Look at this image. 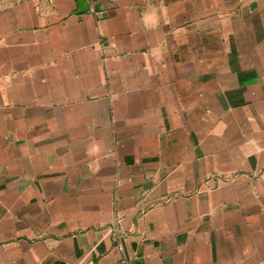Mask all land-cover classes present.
I'll use <instances>...</instances> for the list:
<instances>
[{
  "label": "crops",
  "instance_id": "0c3cea01",
  "mask_svg": "<svg viewBox=\"0 0 264 264\" xmlns=\"http://www.w3.org/2000/svg\"><path fill=\"white\" fill-rule=\"evenodd\" d=\"M0 0V264H264V0Z\"/></svg>",
  "mask_w": 264,
  "mask_h": 264
},
{
  "label": "water",
  "instance_id": "95a60500",
  "mask_svg": "<svg viewBox=\"0 0 264 264\" xmlns=\"http://www.w3.org/2000/svg\"><path fill=\"white\" fill-rule=\"evenodd\" d=\"M78 4H79L80 13H84V12L88 11L89 7L86 3V0H78Z\"/></svg>",
  "mask_w": 264,
  "mask_h": 264
},
{
  "label": "built area",
  "instance_id": "2783aa9c",
  "mask_svg": "<svg viewBox=\"0 0 264 264\" xmlns=\"http://www.w3.org/2000/svg\"><path fill=\"white\" fill-rule=\"evenodd\" d=\"M87 1H89V0H87Z\"/></svg>",
  "mask_w": 264,
  "mask_h": 264
}]
</instances>
